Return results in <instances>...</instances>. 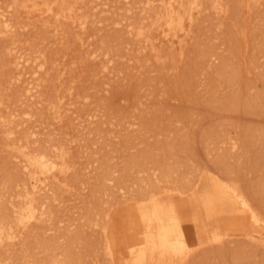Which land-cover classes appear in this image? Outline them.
<instances>
[{
  "label": "rangeland",
  "instance_id": "rangeland-1",
  "mask_svg": "<svg viewBox=\"0 0 264 264\" xmlns=\"http://www.w3.org/2000/svg\"><path fill=\"white\" fill-rule=\"evenodd\" d=\"M70 1L85 20V32L79 39L68 27L57 38L51 27L37 17H27L23 8L13 12L18 25L13 43L16 54H24L36 62L41 59L49 62L42 69L34 62L18 70L12 65L5 67L7 73L21 79L1 81L0 106L8 105L13 111L15 121L19 122L16 134L27 133L28 147L52 152L63 147L71 165L65 178L60 177L66 186L58 183L38 195L48 208L45 216L49 218L43 222V228H47L42 229L41 239L57 242V247L51 249L56 255L72 247L81 259L76 264H105L97 255L99 232L87 224V216L98 218L107 211L106 207L111 213L123 201L119 190L110 185L111 181L105 185L109 189L107 194L99 191L102 173L110 172L111 176L115 170L113 174H119L130 158H138L141 163L138 168L142 171L131 170L133 186L128 182L127 187L139 194L144 186L138 176L147 175L151 170L158 172L156 168L165 157L163 152L169 155L170 162L192 157L201 171H207L210 158L220 150L214 144L227 145L229 138L245 139L248 150L240 151L239 161L253 157L258 150L253 138L256 133L264 138V0L258 5L250 4L249 11L239 0H229L228 23L221 26L220 15L204 10L193 26L194 36L185 41L188 50L183 46L184 53L190 54L183 53L188 58L180 60L174 50L175 57L166 58L163 63L154 61L150 55H140L130 46L127 23L146 22L137 0H106L104 6L99 4L102 0ZM9 2L0 0V11ZM3 44L0 39V58L6 57L1 53ZM93 50L106 54L94 62L88 56ZM107 57L111 58L110 68L100 69L99 62ZM146 57L149 60L145 61ZM187 63L188 70L194 68L197 74L192 86L181 88L176 78ZM28 81L40 82V90L32 98L25 95ZM230 96H235V101L230 102ZM250 100L256 103L248 105ZM48 101L61 110L60 118L55 116ZM23 111L32 114L30 119H25ZM247 129L248 132L252 129L251 134L254 130V134L245 135ZM211 131L216 135L208 152L205 138ZM15 159L9 150H0V200L5 202H16L17 184L24 178ZM259 174L253 171L245 178L255 182ZM194 179L192 185L185 186L184 193H191L197 188L196 183H201ZM8 181L11 188L7 186ZM189 202L192 218L203 227L212 228L226 222L227 213L219 208L205 224V216L194 199ZM226 227L232 229V226ZM236 245L249 249L248 244L232 240L218 248L219 256L203 255L196 263L188 264H240L228 255L239 248ZM254 253L250 254L249 264H254V256L256 263H261L264 251L257 249ZM38 255H44L43 251Z\"/></svg>",
  "mask_w": 264,
  "mask_h": 264
},
{
  "label": "bare ground",
  "instance_id": "bare-ground-1",
  "mask_svg": "<svg viewBox=\"0 0 264 264\" xmlns=\"http://www.w3.org/2000/svg\"><path fill=\"white\" fill-rule=\"evenodd\" d=\"M137 2L141 4L139 9L144 12L142 18L146 19V22L127 23L130 46L134 51L141 53L140 55H150L154 61L160 63L166 58H174V50H177L180 60L187 57V51L185 52L187 55H184V50H188L185 41L194 36L196 31L193 26L204 10L210 9L220 15L222 18L220 26L228 23L229 0H137ZM239 2L241 5H246L249 11L250 4L258 5L261 1L239 0ZM99 4L104 6L106 0L100 1ZM73 7L70 0H10L6 8L0 11V39L4 42L1 53L6 54V57L0 58V83L3 79L20 78L14 73H7L5 67L12 65L18 70L27 63L34 62L38 69H42L49 62L46 59L36 62L29 56L16 54L13 43L18 25L17 20L12 16L13 12L23 8L22 12L27 17H37L51 27L57 38L62 37L66 32L64 29L68 27L79 39L85 32V20ZM10 10L12 12L9 14ZM80 45H83L82 41ZM11 53L13 57L8 58ZM102 54L106 53L93 50L88 56L95 62L102 58ZM144 60H149V57ZM110 62V57L105 58L99 62V68L108 70ZM186 65L182 67V73L176 78L181 88L192 86V79H195L194 75L197 74L196 69L188 70L189 64ZM49 68L51 69L52 66ZM28 83L30 85L27 86L25 95L32 98L38 94L40 82L32 84L28 81ZM234 99L235 96H230L229 101H235ZM254 103L255 100L247 101L248 105ZM48 105L53 106L56 117L62 116L61 110L55 108L51 101H48ZM23 113L25 119H30L32 116L28 111ZM14 116L8 105L0 106V150L10 151L24 175L21 183L17 184L19 188L16 202L0 200V264L80 263L79 254L73 252L72 247L56 255L51 249L57 247V242L41 239L40 236L42 229L47 228H43V222L49 218L45 216L48 208L44 207L45 202L39 199L38 195L42 191L51 190V187L58 183L67 185L63 180L71 165L66 151L60 146L57 147V151L53 149V152L28 147L25 139L27 133L16 134L19 122L15 121ZM251 131L252 129H249V132L247 129L248 133L245 135H253L255 131L253 130L252 134ZM30 134L35 133L30 131ZM214 135L216 133L213 131L206 135L205 147L208 152L212 149L209 144L213 143ZM229 139L227 145L214 144L220 150L216 154L214 152L215 156L210 158L211 164L205 165L207 171H201L192 157L184 161L170 162L169 155L163 152L165 157L161 159L159 167H154L158 172L151 170L152 172H147V175L138 176L139 183L144 186L140 191L141 194L133 192L132 187H127L128 182H132L133 186L131 170L142 171L138 168L141 165L138 158H130L131 160L119 174H113L115 170L111 171V176H109L110 172L102 173L99 177L101 181L99 191L107 194L109 189L105 188V185L111 181L110 185L119 190L123 202L114 207L111 213H108L109 208L106 207L107 211L100 213L98 218L87 216V224L95 226L94 228L99 232V242L96 243L99 244L97 255L101 260H104L105 264H188L193 261L196 263L197 258L203 255L219 256L218 248L232 240L249 245V249H242L238 246L241 244L234 242L239 248L235 246L236 248L233 247L234 249L228 252V255L240 264H249L250 254H255L257 249L264 251V138L256 133L253 143H257L258 150L253 157L241 161L238 159L241 156L240 151L248 150L245 139L240 141ZM170 147H173L172 144ZM253 171H259L260 177L255 182L247 181L245 175ZM194 177L197 179L194 182L199 180L201 183H196L197 188H193L191 193H184L185 186L192 185ZM96 183L98 182L95 181ZM7 186L11 188L10 181L7 182ZM192 198L205 216V224L219 208L227 213L226 222H219L212 228H205L199 222H195L192 218L193 213L189 210V201ZM175 200L177 202H174ZM226 226H232V229L227 230ZM200 227L203 228L199 231ZM94 248L96 249L95 246ZM41 251L44 255L39 256ZM254 259V264H264V260L256 263L255 256Z\"/></svg>",
  "mask_w": 264,
  "mask_h": 264
}]
</instances>
